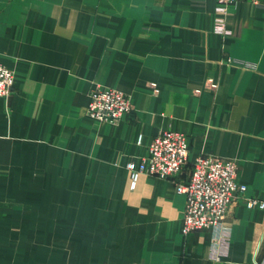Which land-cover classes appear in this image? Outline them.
Returning a JSON list of instances; mask_svg holds the SVG:
<instances>
[{
    "label": "crops",
    "instance_id": "obj_1",
    "mask_svg": "<svg viewBox=\"0 0 264 264\" xmlns=\"http://www.w3.org/2000/svg\"><path fill=\"white\" fill-rule=\"evenodd\" d=\"M216 5L0 0V63L14 74L0 97V213L18 205L43 215L35 228L91 231L76 241L89 247L87 263L264 264V207L237 197L228 254L211 260L206 230L180 232L175 182L188 164L174 177L141 172L134 187L126 167L158 131L175 129L189 160H235L243 196L264 201V0L229 7L226 37L212 30ZM95 87L129 95L131 110L114 123L92 119ZM41 256L0 252V264Z\"/></svg>",
    "mask_w": 264,
    "mask_h": 264
},
{
    "label": "built area",
    "instance_id": "obj_2",
    "mask_svg": "<svg viewBox=\"0 0 264 264\" xmlns=\"http://www.w3.org/2000/svg\"><path fill=\"white\" fill-rule=\"evenodd\" d=\"M212 30L223 37L229 35L225 25L228 9L240 0H216ZM14 82L13 71L0 63V97H6ZM132 107L129 95L113 87H95L88 95L86 113L96 121L114 123ZM140 137H138V141ZM188 139L175 129L158 131L146 146L138 162L126 163L130 186L138 175L174 177L188 164V177L175 182L177 192L184 195L180 232L183 235L203 229L209 234L206 257L220 260L227 256L231 241V225L226 221L230 206L237 197L249 208H262L264 201L243 196L246 185L237 178V163L211 154H198L189 160Z\"/></svg>",
    "mask_w": 264,
    "mask_h": 264
},
{
    "label": "rangeland",
    "instance_id": "obj_3",
    "mask_svg": "<svg viewBox=\"0 0 264 264\" xmlns=\"http://www.w3.org/2000/svg\"><path fill=\"white\" fill-rule=\"evenodd\" d=\"M16 206L13 210L6 208L0 213V252L28 254L36 259L45 255V261L29 264H95L84 261L85 254L91 255L87 251L89 247L76 242L92 237L91 231L35 228L45 225V222L40 220L43 215L35 213L26 216L20 207ZM36 216L38 218L35 219ZM45 241L48 245L44 244Z\"/></svg>",
    "mask_w": 264,
    "mask_h": 264
}]
</instances>
